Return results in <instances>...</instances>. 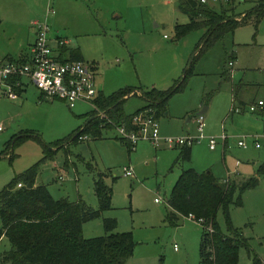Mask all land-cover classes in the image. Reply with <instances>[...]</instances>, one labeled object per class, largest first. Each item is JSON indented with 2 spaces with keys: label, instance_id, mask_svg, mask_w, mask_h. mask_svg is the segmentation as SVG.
<instances>
[{
  "label": "rangeland",
  "instance_id": "374dc122",
  "mask_svg": "<svg viewBox=\"0 0 264 264\" xmlns=\"http://www.w3.org/2000/svg\"><path fill=\"white\" fill-rule=\"evenodd\" d=\"M177 3L99 0L96 32L80 36L84 61L92 66L99 89L110 93L123 87L166 88L184 74L205 29L200 27L174 39L175 22L188 20ZM212 3L219 7V2ZM234 3L237 19L254 5L252 0ZM50 44L54 45L52 41ZM229 55L236 56L232 65L227 62ZM92 62H97L98 74ZM224 66L227 77L222 74ZM240 81L245 99L264 101V16L259 22L252 18L237 26L201 51L182 88L169 99L167 113L158 118L160 137L196 135L195 116L207 106L203 113L204 136L191 145L190 160L177 161L181 145L168 146L162 141L155 145L140 138L129 148L116 137V127L104 128L98 138L87 135L70 142L67 155L64 148H58L53 158L43 159L44 143L68 137L85 122L92 105L79 101L69 107L61 98L41 95L28 82L25 90L16 93L17 98L0 97V189L16 173L38 162L36 179L47 185L54 198H82L97 207L93 177L101 171L112 185L111 207L83 222V236L104 234L103 217L111 216L117 219L113 231L130 230L135 240L133 253L124 264H198L202 226L194 219L181 217L172 225L165 220V210L181 168L211 169L217 177L226 178L225 162L231 168L240 159L246 164L243 175L247 177L255 175L264 162V111L259 112L260 107L256 111H235L231 122L232 89ZM138 94L125 100V111L145 104ZM14 134L27 135L11 145L8 153H1ZM210 136L215 139L213 149L208 143ZM239 139L246 146L238 145ZM256 139L263 147L255 146ZM56 166L63 167L62 178L55 177ZM124 167L133 174L124 175ZM229 212L233 226L246 239L238 245L236 264H253L256 254L264 264V175L257 186L242 193L241 205H230ZM216 220L227 232L221 208ZM10 246L8 238L1 236L0 252Z\"/></svg>",
  "mask_w": 264,
  "mask_h": 264
},
{
  "label": "trees",
  "instance_id": "16d2710c",
  "mask_svg": "<svg viewBox=\"0 0 264 264\" xmlns=\"http://www.w3.org/2000/svg\"><path fill=\"white\" fill-rule=\"evenodd\" d=\"M252 1V9L237 19L234 14V0L221 1L218 8L210 2L178 0V9L187 14L188 20L175 22L173 38H180L200 27L205 29L184 74L166 88L123 87L108 94L99 91L83 124L64 139H58L52 144L44 143L43 159L53 158L58 148H64L67 155L70 152L69 143L82 140L81 135L98 138L102 136L104 128H117L119 125H124L127 130L136 128L132 123L133 115L145 109L151 108L156 119L165 114L169 99L182 88L187 74L191 72L194 58L201 51L250 19L254 18L255 22L262 19L264 0ZM232 57L229 55L227 60ZM57 58L61 61L82 59L77 47L68 48L65 44L58 45ZM227 70L224 67L222 74L228 72ZM239 83L232 89L233 103L230 113L234 111ZM20 88L16 86L15 90L19 91ZM137 94L145 104L132 112H126L125 100L130 95ZM26 135L14 134L1 153H8L10 146ZM116 137L131 148L132 143L127 138L119 134ZM191 145H181L175 161L190 160ZM38 168L39 163L35 162L16 173L0 189V237L6 236L11 244L8 249L0 252V264L124 263L133 253L135 240L130 230L113 231L117 224L115 217H103L104 234L85 237L82 233L83 222L100 216L105 209L111 207L112 185L104 180V173L96 171L93 177V190L98 203L97 207H93L82 198H54L46 184H35ZM263 175L264 162L259 165L255 175L241 178L228 176L221 179L211 169L199 171L192 166L181 168L168 197L170 209L166 212L165 219L176 225L181 216L187 217L189 213L195 219L201 218L199 264H236L238 245L246 242V239L233 226L229 207L232 204L241 205L242 193L257 186ZM220 208L225 217L227 232L221 230L216 220V213ZM253 264H263L258 254L254 256Z\"/></svg>",
  "mask_w": 264,
  "mask_h": 264
},
{
  "label": "built area",
  "instance_id": "2783aa9c",
  "mask_svg": "<svg viewBox=\"0 0 264 264\" xmlns=\"http://www.w3.org/2000/svg\"><path fill=\"white\" fill-rule=\"evenodd\" d=\"M201 2H225L229 0H200ZM52 10V8H49ZM35 38L30 45L29 55L25 61L17 59H1L0 58V97L8 98L16 97L15 87L22 86L24 79L32 82L41 93L49 98H61L69 107H74L79 101L88 102L94 106L93 99L99 92L96 84L95 73L92 66L82 59H67L61 61L58 56V45L64 44L63 39H58L55 45L50 44L48 37V24L46 21H34ZM166 36V34H164ZM229 65L233 60L229 59ZM264 101L259 99L258 102L245 106L250 111H255L262 106ZM234 111H240V107L234 106ZM196 135L186 136H165L159 135V122L154 118L152 109L148 108L133 115L132 123L136 128L127 130L124 125L117 126L118 134L127 138L132 144L140 138H147L155 145L160 141L168 146L175 145H191L204 136L205 120L203 113H197ZM0 129H2L0 125ZM87 135H81L84 139ZM225 138V133L222 134ZM209 147H215V139L213 136L208 138ZM237 144L246 146L244 140L239 139ZM256 147L263 145L256 139ZM124 175H132V171L124 167L122 169ZM61 178V176H60ZM21 185V183H18ZM155 200H159L155 198ZM189 218L201 221V218L195 219L191 213ZM176 247V246H175Z\"/></svg>",
  "mask_w": 264,
  "mask_h": 264
},
{
  "label": "crops",
  "instance_id": "0c3cea01",
  "mask_svg": "<svg viewBox=\"0 0 264 264\" xmlns=\"http://www.w3.org/2000/svg\"><path fill=\"white\" fill-rule=\"evenodd\" d=\"M98 3L99 0H0V58H27L29 55L30 45L35 38L34 21L38 20L47 22L49 27L47 34L50 42L52 41L55 45L58 39H63L64 44L68 48L77 47L80 50L82 60H84L80 36L96 32V26L98 23H100V16H98L97 14ZM49 8H52V10H50ZM234 57L236 56L232 57L233 63H235L236 60ZM93 64L98 74V64L97 62H94ZM224 75L225 77H227L226 73ZM28 82V80L24 79L22 86H20V90L16 91V93L20 94L23 90H25V86L28 84ZM241 87L242 81H240L239 83L237 100L235 101L236 103L234 102V106L240 107V111L238 112L242 113L246 110L245 106L253 101L244 98V94L241 93ZM99 91L103 92L101 89H99ZM17 94L15 98H17ZM231 100L233 103V94H231ZM263 106L264 104L262 106H259V109L257 108L259 112L264 111ZM205 107L206 111L207 106ZM233 112L230 115H232ZM166 113L167 110L165 114ZM233 116L234 115H232L231 119L233 118ZM227 117L228 114L224 117L223 120H225ZM231 122H234V119H232ZM226 145L227 144H225V147ZM236 163L237 164H235V167L233 166L230 168L225 162L227 174L226 177H245L243 173L245 172L246 164L240 159H237ZM56 167L57 172L55 177L57 176L58 178H60L61 176L62 178L61 170L63 167ZM37 183L40 182L36 179L35 184ZM169 209L170 207L168 206L165 210V215ZM181 218L189 217L181 216ZM174 248L176 249L175 246ZM130 257H128L125 262H127Z\"/></svg>",
  "mask_w": 264,
  "mask_h": 264
},
{
  "label": "water",
  "instance_id": "95a60500",
  "mask_svg": "<svg viewBox=\"0 0 264 264\" xmlns=\"http://www.w3.org/2000/svg\"><path fill=\"white\" fill-rule=\"evenodd\" d=\"M205 109H206V107L205 106H203L197 113L199 114V113H204L205 112Z\"/></svg>",
  "mask_w": 264,
  "mask_h": 264
}]
</instances>
